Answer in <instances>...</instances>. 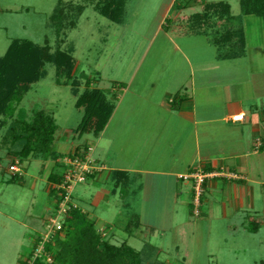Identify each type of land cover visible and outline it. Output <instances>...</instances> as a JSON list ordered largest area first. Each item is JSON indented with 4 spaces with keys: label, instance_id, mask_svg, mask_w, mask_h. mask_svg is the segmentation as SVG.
<instances>
[{
    "label": "rangeland",
    "instance_id": "rangeland-1",
    "mask_svg": "<svg viewBox=\"0 0 264 264\" xmlns=\"http://www.w3.org/2000/svg\"><path fill=\"white\" fill-rule=\"evenodd\" d=\"M165 1H127L124 18L134 27L140 23L144 27L140 30L142 35H129V43L134 42L138 48L134 53L136 47L134 50L133 47L125 46L123 50L121 47L127 31L123 34V28H118L116 22L98 11L95 5L89 4L80 17L72 13L73 6L85 0H0V57L6 54L14 40H29L40 48H48L45 55H42V50L32 51L34 55L24 62L28 65L25 69L29 74L34 68V73L39 74L40 71L41 77L31 84L19 102H12L17 104L15 118H7L0 130V142L11 125L30 122L37 111L44 110L57 121V141H63L57 142L58 152L62 154L58 160L64 164L65 158L75 153L78 144H87L85 136L76 141L73 139V130L81 122L83 111L75 105L77 98L72 91V80L81 82V78L84 79L82 71L89 73L91 69L108 68L107 65L116 59L115 69L122 70L125 66V71L129 66L130 70L134 69L161 21V7ZM205 1L206 4L228 3L233 14L242 13L239 0ZM74 24L76 26L71 29ZM241 24L247 33L249 61H238L237 70L240 68L247 75L249 64L252 73L259 74V69H264V20L257 15H248ZM161 38L163 32L158 41ZM60 49L69 51L78 59L68 85L62 84L65 79L60 84L61 78L58 80L56 75L59 67L55 62L61 61L57 52ZM47 56H51V63L46 61ZM234 74L239 75V72ZM261 89L264 92V83ZM263 102L260 99L257 104ZM254 125L253 130L261 129L260 124ZM89 140L96 147L94 158L105 168L99 160H104L102 142L94 136ZM122 141H125L124 137ZM15 160L18 161L14 155L0 149V264H25L34 250L32 239L42 236L47 220L56 210L57 198L49 193L47 175L50 170L61 171L57 165L59 161L30 158L21 165V181L10 182L13 172L10 166ZM104 175L77 185L73 201L84 214L95 220L103 239L116 245L126 241L137 250H143L146 242L156 247L157 261L153 257L147 258L143 252L145 264H264V185H253L252 201L244 208L222 205L209 189L202 196L200 215L196 216L190 213L189 205H175L174 209L167 204L141 206L138 200L133 201L132 196L123 200L120 192L115 196L109 195L111 183L106 181L108 172L105 179ZM193 199L194 189L191 203ZM126 202L128 204H124ZM134 213H141L143 223L146 226L152 223L155 229H138L135 221H131ZM187 219L192 221V225L186 224ZM44 259L47 262V258Z\"/></svg>",
    "mask_w": 264,
    "mask_h": 264
},
{
    "label": "crops",
    "instance_id": "crops-1",
    "mask_svg": "<svg viewBox=\"0 0 264 264\" xmlns=\"http://www.w3.org/2000/svg\"><path fill=\"white\" fill-rule=\"evenodd\" d=\"M204 2L166 0L161 21L134 69H115L116 59L108 68L82 71L80 92L91 79L89 89L101 91L112 107L99 133L92 130L75 137L73 130V139L85 136L94 154L96 147L89 137L99 138L103 144L104 160H99L104 170L83 183L108 172L109 195L120 192L123 200L132 196L141 206L189 205L190 213L194 179L189 176L195 172L208 175L204 195L212 190L224 206L244 208L252 201L253 185H264V102L257 104L264 101V72L261 67L259 74H253L249 64L247 75L237 70L238 61H249L248 38L245 33L243 45L233 36L234 28H244L241 23L248 15L233 14L230 5L227 19L212 17L218 3ZM115 24L123 28V34L127 31L122 50L125 46L134 50L137 45L129 43V35H142L143 24L134 27L128 20ZM240 114L243 120H232ZM253 124H260L261 129L253 130ZM52 172L47 175L51 196L55 186L49 181ZM15 175L11 172L10 182ZM132 217L138 229H155L152 223H147L149 227L143 223L141 213ZM186 224L192 225V221L187 219ZM35 241L33 238V245Z\"/></svg>",
    "mask_w": 264,
    "mask_h": 264
},
{
    "label": "trees",
    "instance_id": "trees-1",
    "mask_svg": "<svg viewBox=\"0 0 264 264\" xmlns=\"http://www.w3.org/2000/svg\"><path fill=\"white\" fill-rule=\"evenodd\" d=\"M127 1L85 0L84 3L73 6L71 11L80 17L89 4L95 5L98 11L105 14L112 21L124 23L126 21L124 16L126 15ZM239 1L242 16L257 15L264 20V0ZM213 10L212 17L227 19V16H230V5L228 3H218L213 6ZM205 16L208 15L205 14ZM75 24L70 26L71 29L76 26ZM234 30L233 36L237 38L236 41L244 45L246 43L244 28H234ZM39 48L40 46H36L29 40H14L6 54L0 57V130L4 128L7 118H15L16 109L14 108H17V104L15 105L12 102H19L29 91L31 84L39 81L41 77L40 71L39 74L34 73V68L31 70L32 73L29 74L25 69L28 65L24 63L27 62V58L34 55L32 51L42 50V55L48 52V48ZM57 52L62 61L55 62L59 67L56 75L58 80L61 78L58 82L60 83L65 79L62 84L68 85L72 75L71 72L77 65L78 59L69 51L60 49ZM51 56H47V62L51 63L53 61ZM41 69L42 67L39 70ZM91 82V79L87 81V88L83 92H80L82 82L77 79L71 82L73 94L78 98L76 106L84 109V116L75 130V137H80L92 130L99 133L112 112V107L107 103L101 91L89 89ZM7 131L8 133L6 132L1 139L0 149L14 155L15 159H18L21 164L30 158L56 159V162L59 161L57 165L61 168V171H53L49 176V181L55 185L61 183L64 164L58 160L59 157H62V154L57 149L58 124L53 115L44 110H39L34 114L32 121L11 125ZM75 149L74 154H79L87 149V145L78 144ZM19 175H15L11 182L21 181L22 175ZM51 193L53 197L59 198L55 186L52 188ZM57 207L56 203L55 208ZM63 228L61 232L52 236L46 244V251L52 255L53 262L48 263L44 258H40L34 264H145L143 252L146 253L147 258L153 257L155 261L158 259L156 247L150 243H147L143 250H137L126 241L121 245H116L103 239L95 220L84 214V211L78 207H73L69 212L65 218ZM41 238V236L36 238L34 250L28 258L33 255ZM25 261V264H28L27 258Z\"/></svg>",
    "mask_w": 264,
    "mask_h": 264
},
{
    "label": "built area",
    "instance_id": "built-area-1",
    "mask_svg": "<svg viewBox=\"0 0 264 264\" xmlns=\"http://www.w3.org/2000/svg\"><path fill=\"white\" fill-rule=\"evenodd\" d=\"M244 115H235L232 117L233 121L243 120ZM19 161L12 164L10 169L22 175L23 166ZM104 168L99 164L98 160L94 158V147L89 145L85 151L79 154H70L65 158L63 180L60 184L55 185L57 190L58 207L55 213L47 220V228L42 234L40 242L36 246L33 255L27 259L28 264H34L37 259L47 258V262H53V257L46 251V244L51 240L52 236L61 232L64 226L65 218L73 207H77L73 201L74 188L86 182V180L95 173L103 170ZM219 174V173H218ZM216 176V173L214 174ZM194 179V199H193V213L196 216L200 215L201 201L204 194L205 180L208 177L202 171H198L189 176Z\"/></svg>",
    "mask_w": 264,
    "mask_h": 264
}]
</instances>
